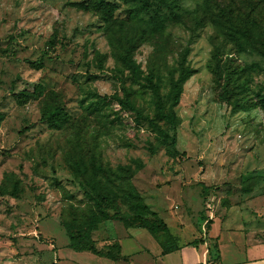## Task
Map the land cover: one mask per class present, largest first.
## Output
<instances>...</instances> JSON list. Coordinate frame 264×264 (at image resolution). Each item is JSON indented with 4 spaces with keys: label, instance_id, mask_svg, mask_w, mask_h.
I'll return each instance as SVG.
<instances>
[{
    "label": "rangeland",
    "instance_id": "374dc122",
    "mask_svg": "<svg viewBox=\"0 0 264 264\" xmlns=\"http://www.w3.org/2000/svg\"><path fill=\"white\" fill-rule=\"evenodd\" d=\"M262 43L264 0H0V264L148 263L187 222L261 214ZM90 225L103 255L73 247Z\"/></svg>",
    "mask_w": 264,
    "mask_h": 264
},
{
    "label": "crops",
    "instance_id": "0c3cea01",
    "mask_svg": "<svg viewBox=\"0 0 264 264\" xmlns=\"http://www.w3.org/2000/svg\"><path fill=\"white\" fill-rule=\"evenodd\" d=\"M262 213L245 225L229 217H209L205 219L206 227L187 222L171 230L173 250L162 253L161 245L157 243V252L148 263L137 260L144 257L140 252L133 254L128 264H264ZM258 219L261 221L257 222ZM201 228L204 230L199 231ZM129 239L137 241L133 237ZM134 244L128 247L134 249L138 243Z\"/></svg>",
    "mask_w": 264,
    "mask_h": 264
},
{
    "label": "trees",
    "instance_id": "16d2710c",
    "mask_svg": "<svg viewBox=\"0 0 264 264\" xmlns=\"http://www.w3.org/2000/svg\"><path fill=\"white\" fill-rule=\"evenodd\" d=\"M100 2L103 3V0H100ZM79 4H81L83 7L87 8L86 3H79ZM104 5H105V1H104ZM262 44L264 47V43H262ZM134 48H135V44L133 42L129 43V45L125 47L124 52L120 56L121 61L128 66L131 65L130 56H131V52ZM218 56L219 55H218V52L216 50L213 54V57L218 58ZM177 69H178V73H177L176 78L171 80V92H172L171 106L176 105L177 102L179 101V95L181 93L182 83L191 74V69L187 65H185V63H184V55L181 58V60L178 62ZM211 70L213 73H215V75H218L219 80H220L222 72H221V66H220V60L219 59H217L214 64H211ZM228 76H229L228 74L224 75V79L229 80ZM227 83H225V85ZM144 86L150 88L152 90V92H154V94H156V96L159 95L158 84H156L155 82L152 81V75H149L146 78ZM33 88H37V86L34 85ZM10 90H11V94L14 96V98L17 100V102L22 104V103L27 101V99L30 97V95L34 89H32V91L22 89V90L15 92L14 88L11 87ZM121 101L127 107L134 109L133 105L131 104V102L128 99L125 98ZM159 112L164 119H167L169 121H173L175 119L174 113L173 112L164 113L162 106H159ZM42 118L45 121H47L48 123L55 125V126H58L59 122H61L63 120L64 116L62 113V109L60 107H55V108L48 110L45 113H43ZM173 140H174V137H173ZM143 224L145 226H149V227H152L154 225L151 223V221H146V220L143 221ZM92 229H95V227L90 225V228L86 229V230L83 229L81 231V234H79L77 231H71L69 236H70L71 241H73V247L76 250H89L95 254L103 255L102 252H100L98 249H95V247L91 241L90 231ZM75 232H77V233H75ZM167 238H168L167 240L161 242L162 253H167V252L173 250V248H174V244L172 243V234L169 235ZM105 254L107 256L113 258V259L116 258L115 256H112V254L110 252H107Z\"/></svg>",
    "mask_w": 264,
    "mask_h": 264
}]
</instances>
